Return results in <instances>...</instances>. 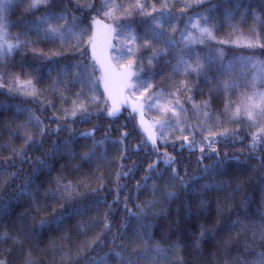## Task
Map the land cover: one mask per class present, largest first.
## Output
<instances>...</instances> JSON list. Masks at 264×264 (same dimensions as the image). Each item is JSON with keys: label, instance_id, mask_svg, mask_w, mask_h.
I'll return each mask as SVG.
<instances>
[{"label": "trees", "instance_id": "1", "mask_svg": "<svg viewBox=\"0 0 264 264\" xmlns=\"http://www.w3.org/2000/svg\"><path fill=\"white\" fill-rule=\"evenodd\" d=\"M29 2L5 0L0 27V262L255 264L264 254V0H49L26 11ZM94 17L114 27L116 69L143 79L137 103L93 59ZM194 22L212 37L186 38ZM49 24L61 29L55 37L44 34ZM154 99L164 112L149 107Z\"/></svg>", "mask_w": 264, "mask_h": 264}, {"label": "snow or ice", "instance_id": "2", "mask_svg": "<svg viewBox=\"0 0 264 264\" xmlns=\"http://www.w3.org/2000/svg\"><path fill=\"white\" fill-rule=\"evenodd\" d=\"M7 2H11V0H7ZM5 3V0H0V27H5L3 21H4V16H3V12H4V5ZM49 3V0H30L27 8H26V11H32L34 9H37L39 8L42 4H48ZM89 7H92V5H89ZM237 7L239 8V5H237ZM150 15V14H149ZM47 19H56V20H60V19H64L63 16H55L54 14L50 15ZM47 19L45 18H40L38 20V22L34 25V27L37 29V31L41 30L42 26L44 24L47 23ZM257 19H259V17H257ZM61 29H58V28H54L52 27L50 24L48 25L47 29L45 30L44 34L45 36H53L55 37L56 34L58 32H60ZM201 31V34L202 35H207L209 37H212V33L211 31L207 28V27H204L202 29H200ZM6 36V33H0V38H4ZM19 45H13V44H8L7 45V50L9 52L12 51L13 48L15 47H18ZM255 45L249 43L248 44V47H254ZM4 51V46L3 45H0V53H2ZM128 53L129 54H132V50L129 49L128 50ZM94 58H95V52H94ZM153 58L150 57L149 58V62H151ZM129 67H131V65H129ZM185 67H186V70H191V71H194V72H202L203 70V67L204 65L202 63H198L195 67H193L192 65L190 64H187L185 62ZM133 77H136V81L133 82V83H129L127 81H131ZM29 84L31 83L30 81L28 82ZM126 88H131L133 91H135L136 89L140 88V87H144V82H143V79L139 77V75L137 73H129L126 77V82H125V85H124ZM148 87H151V85H148ZM225 87H228V85L226 84ZM106 90H107V85H106ZM147 91V89H145ZM28 95H32V93H27ZM262 99H264V97H261ZM119 112V108L117 107H113L111 110L108 111V115L109 116H115L117 113ZM75 115V113H73ZM249 118L251 119V113H249ZM39 122V121H37ZM44 129H41V134L43 135L44 133ZM82 136H90L91 133H82L81 134ZM31 139V138H29ZM256 137H254V143L252 145V149H255L256 148ZM153 143H155V141H153ZM56 149L53 148V152H55ZM94 155V152H86L84 154V158H91L92 156ZM166 163H171V161H166ZM227 163V161H218V164L220 167H223L225 164ZM41 166L42 167H45L46 165H44V162L41 161ZM154 166L153 165H150L149 166V169L151 170ZM159 176V174H158ZM150 177H145V179H148ZM177 178V173H176V169H173V172H172V179L175 180ZM182 187L185 188V190H187L188 188V185L187 184H182L181 185ZM204 188H209V187H219L218 185H204L203 186ZM193 191H195V189H193ZM27 192V189L24 190V192L20 193V195H23ZM176 195L175 192H168L167 193V197L169 199H171L172 197H174ZM129 215H137L136 213H131L129 212ZM61 220L63 219L62 217L60 218ZM57 223H59V221H57ZM105 229H110V226L105 223L104 225ZM142 228L144 229H150L151 228V225H148V224H144L141 226ZM201 235H203V233H201ZM196 246L198 247L199 246V242L197 241V244ZM91 247V245H90ZM113 255H115L116 257L120 258V253L119 252H114ZM0 264H2V262H0ZM92 264H104V258L100 259V260H94L92 262ZM255 264H264V254L261 255V257L259 258L258 261L255 262Z\"/></svg>", "mask_w": 264, "mask_h": 264}, {"label": "rangeland", "instance_id": "3", "mask_svg": "<svg viewBox=\"0 0 264 264\" xmlns=\"http://www.w3.org/2000/svg\"><path fill=\"white\" fill-rule=\"evenodd\" d=\"M92 24V37H91V51L93 59L98 64L100 70L104 74V76L112 82L114 85V90L116 91V94H120L123 91L124 80L126 79L123 72L116 69L114 66V63L112 61V47H113V39H114V27L111 24L106 23L102 19L98 17L92 18L91 21ZM192 29L184 34L186 38L191 37L192 40L195 38L200 39L202 36L200 29L204 28L203 26H200L197 24V22H194L191 24ZM94 52H95V58H94ZM264 72V68H259V76L260 73L262 74ZM119 92V93H118ZM132 96L136 99V103L138 102L140 96L136 95L133 90L129 91ZM263 95L259 94L256 98V107L259 106V104L262 102ZM111 100L117 99L118 96L116 95H110ZM155 108L160 107L157 109V111L164 112V109L166 110V106L161 103L159 100L154 99L153 102L149 103V107ZM151 108V109H152ZM150 110V109H149ZM171 111H175L172 108H170Z\"/></svg>", "mask_w": 264, "mask_h": 264}]
</instances>
